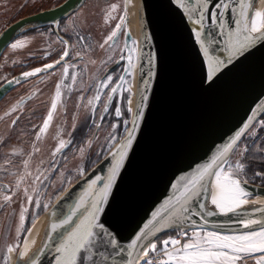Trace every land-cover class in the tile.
I'll list each match as a JSON object with an SVG mask.
<instances>
[{"label": "snow or ice", "instance_id": "snow-or-ice-1", "mask_svg": "<svg viewBox=\"0 0 264 264\" xmlns=\"http://www.w3.org/2000/svg\"><path fill=\"white\" fill-rule=\"evenodd\" d=\"M169 2L182 10V14L191 25L192 39L197 45L205 67L203 82L209 86L215 82L223 68L249 54L257 45L264 44V0H169ZM257 4L260 7H256ZM130 5L131 0H124L118 22L104 38L103 43L99 44L101 49L107 46V50L113 53L119 49V59H113V56L109 55L103 64L112 62L121 65L123 62L120 74L114 77L111 72L107 73L96 82L95 95L91 98L83 96L80 98L81 101L86 99L84 106L94 115L98 113L100 122H104L111 115L116 118L117 122L109 125L111 130L102 145L104 151L96 153L109 165L107 175H96L91 179L89 184L91 191L85 189L84 194L78 197L63 218L50 222L42 247L29 255V245L35 243L34 238H30L33 237L39 216L29 221L30 227L23 228L28 209L32 207L47 210L50 206L40 199L41 187H46L45 181L49 177L37 169L38 174L33 177L32 185L39 182L40 186L33 189L34 195L29 194L28 188L24 189L26 205L21 206L19 214L21 227L18 229L16 240L6 247L5 255L2 257L3 264H10L14 255L17 264H41L39 257L43 255L45 249L52 247L48 243L52 239L49 233H60L52 256L55 264H85L86 261L89 264H96L94 249L103 261H107L109 257L99 252L97 238L100 239L101 245L110 247L115 256L121 257L120 264H248L249 261L264 264V215L260 218L255 215L264 214V199L253 198L254 193L247 188L249 181L244 177L247 176L250 167L249 161L254 157L249 145L242 143L245 139L258 138L255 130L257 124L264 129V116H261L264 105L253 111L247 120L233 131L226 143L216 148L207 160L194 165L172 183V194L151 212L149 218L136 230L126 248L117 243L100 219L109 211L111 190L133 151L148 107L149 80L143 77L148 76L151 79L154 76L151 71L145 72L144 66L153 65L155 55L146 53L144 46L131 38V32L127 28ZM118 7L117 4L110 5V12L106 13V22L108 18L116 19L111 16V12H115ZM229 15L232 17L231 27L226 19ZM53 23L58 26V22ZM141 34L145 41L151 38L144 35L143 30ZM78 39L84 44L87 38L78 34ZM58 42L64 45L59 60L54 64H46L43 68L23 72L21 76L22 79H27L41 72L54 70L57 65L62 66V78L56 84L55 96L47 118L36 134L37 140L41 139L42 134L50 126L62 95V87L71 91L77 81L75 71L77 64H69V60H76L77 57L82 59L81 53H76L75 56L71 54L68 41L61 38ZM10 47L17 50L23 48L24 43L17 39ZM87 47L91 49V45ZM70 68L74 70L71 75ZM137 69L141 75L139 84L144 87L137 86L136 92L133 93ZM65 80H70V83L65 84ZM7 83L19 84L20 79L8 80ZM134 95L139 97L135 106ZM125 102L126 107H122ZM97 105L101 107L98 108ZM16 111L14 107L12 112ZM125 112L128 118H124ZM18 119L19 117L12 120V125H15ZM94 126L100 129L101 123L94 122ZM120 128H123L122 133L118 131ZM92 143L93 141L89 140L86 147L91 148ZM70 144L71 140L60 139L52 156L62 153ZM34 151L38 152L39 148H34ZM78 151L83 154L84 148ZM258 151L264 160V144ZM12 154L22 155L15 150ZM28 155L31 158L33 153ZM233 156L238 158L234 160ZM23 163L27 169L28 160ZM26 174L31 176V172ZM79 175H85L83 169L79 171ZM254 176L264 179V173L261 172L254 173ZM19 184L17 181V188ZM0 190H8V186L0 185ZM11 199L12 195H4L5 204L0 207L7 205ZM250 204L259 207H246ZM50 215L55 216V212ZM215 216H226L230 219L235 217L234 223L241 231H220L221 223L209 219ZM170 232H174L175 235L169 234ZM161 233L167 234V238L161 239ZM105 236L108 237L107 240L104 239Z\"/></svg>", "mask_w": 264, "mask_h": 264}, {"label": "water", "instance_id": "water-1", "mask_svg": "<svg viewBox=\"0 0 264 264\" xmlns=\"http://www.w3.org/2000/svg\"><path fill=\"white\" fill-rule=\"evenodd\" d=\"M84 1L64 0L55 7L10 23L0 32V56L14 40L29 30L50 24L56 27L54 21L59 22L67 17ZM132 2L138 35L135 38L131 34V38L137 39L146 53L155 55L154 64L144 66L145 72L151 71L154 76L151 79L143 77L149 80L148 107L133 151L111 190L109 211L100 217L111 236L125 248L151 212L172 194V183L194 165L207 160L253 111L264 105V44L257 45L249 54L223 68L215 82L209 86L203 82L205 67L197 45L193 42L191 25L182 10L169 0ZM129 9L127 26L130 22ZM226 19L229 26H233L231 15ZM142 30L144 35L151 37L149 40H144ZM14 79L24 80L18 76L11 80ZM140 80L141 75L137 69L135 92L137 86L144 87L139 84ZM15 86L16 83L7 82L0 85V100ZM138 99L134 95L133 106ZM263 115L264 112L261 113ZM108 167L101 159L84 176L67 187L39 218L83 195L85 189L91 191V179L96 175L106 176ZM247 188L254 193L253 198L264 199V186L249 182ZM246 207L259 205L250 204ZM255 215L260 218L264 214ZM209 219L221 223L219 230L222 232L241 231L234 223L235 217L215 216ZM49 235L52 239L48 243L52 247L45 249L39 257L41 264H55L52 256L60 233ZM43 242L45 235L35 252L42 247ZM97 247L109 259L103 261L94 249L96 264H120L121 257L115 256L110 247L101 245L99 238Z\"/></svg>", "mask_w": 264, "mask_h": 264}, {"label": "flooded vegetation", "instance_id": "flooded-vegetation-1", "mask_svg": "<svg viewBox=\"0 0 264 264\" xmlns=\"http://www.w3.org/2000/svg\"><path fill=\"white\" fill-rule=\"evenodd\" d=\"M56 1L53 2L51 7L61 4L64 0ZM115 2L116 0H85L77 10L61 19L58 22V26L54 27V25L50 24L24 33L18 40L27 36L28 42L26 47L14 50V59L11 67L14 75L0 83V85H2L12 78L17 76L21 77L23 72L32 71L36 68H43L44 65L49 63L54 64L59 60L64 48V45L58 41L61 38L68 41V44L71 46V54L75 56L76 53H81L82 59L77 57L76 60H69V64H77V68L75 69L77 72V81L73 85L71 91L62 87V95L57 105H63L66 110H56L53 113L52 119L54 120L50 122L51 124L57 121V127L60 128V131L64 132L66 136L68 134L65 128V121L69 118L71 119V117L76 120H81L86 110V107H84L86 99L81 101L80 98L82 96L91 98L95 95L96 82L107 73L111 72L115 77L121 72L123 62L121 65H116L112 62H109L107 65L103 64V61L107 60L109 55H112L113 59H119V49H117L116 53H113L107 50V46H105V49L99 47V44L103 43L104 38L118 22L119 12L117 11L111 12V16L116 19L108 18V22H106V13L110 12V5L115 4ZM4 28H2V30ZM78 34L87 38L84 44L79 42ZM121 43H123V36H121ZM10 45L1 54L0 59L4 56ZM88 45H91L90 50L87 47ZM92 61H95V63H92ZM113 69H115V71H113ZM73 71L74 70L70 68L69 75H71ZM62 72V66L57 65L54 70L41 72L37 76L29 77L26 81H24L25 79L21 80L19 84H16V86L0 100V117H2V119H0V183L9 185L10 189L11 187L13 189V191L8 194L3 192L0 193V205L5 204L3 200L4 195H12L11 201L0 209V225L2 227L4 223L9 230L14 222L15 210H13L14 206L10 207L12 211L9 214L7 209L14 204V201L16 202L17 199H20L19 196H21V194L18 192L20 186H26L31 195V187L29 185H32V179L36 176L35 174H38L37 169L43 172L45 166L49 167V165H52L53 167L52 163L56 161L54 167H59L61 162H58V158H56L58 154L54 159H52V157L49 158V152H39L40 157L37 159L34 148H37L36 134L43 125L44 119L47 118L51 102L55 96L56 84L61 80ZM68 83H70V80H65V84ZM113 103L115 104L116 102L114 101ZM14 107L17 109L16 112H12ZM97 107L100 108L101 106L97 105ZM122 107H126V102ZM6 113H11V115H6ZM96 115L98 118V113ZM17 117H19L17 123L12 125V120L17 119ZM94 117L95 115L88 109V122L93 123ZM124 118H128L127 112H125ZM112 119H116L114 115L108 116L105 122H109ZM14 150L17 153H22V155H13L12 153ZM65 152L66 151L63 150L62 153H59L60 156ZM29 153H33L31 158H29ZM25 160H28L27 169H25L23 163ZM27 172H31V176H28L26 174ZM44 174L48 175L49 173L46 174V172H44ZM80 177L78 173L74 180L72 179L73 182L70 183V185L76 182ZM50 179L49 177L46 182H51ZM17 181L20 182L19 188L16 187ZM63 191H61V193ZM61 193H59V195ZM44 211L45 210H41L39 215ZM8 215L9 217L7 219ZM32 215H34V213H32ZM30 225L31 224L28 222V227ZM2 240L4 241L5 238L0 234V241ZM4 255L3 248H0L1 264H3L2 257ZM14 258L15 255L11 260L13 261Z\"/></svg>", "mask_w": 264, "mask_h": 264}, {"label": "rangeland", "instance_id": "rangeland-1", "mask_svg": "<svg viewBox=\"0 0 264 264\" xmlns=\"http://www.w3.org/2000/svg\"><path fill=\"white\" fill-rule=\"evenodd\" d=\"M54 1L56 0H0V31L7 24L12 23L22 17H25L27 15L36 13L44 9L51 8ZM115 4L119 6L116 11L119 12V15H120L123 10L124 0H116ZM21 41H23L24 47H26L27 42H28L27 36L25 38H22ZM13 56H14V50H12L11 47H9L6 53L4 54V56L0 59V83L3 80H6L10 78L12 75H14V72L11 68L13 59H14ZM27 79H25L24 81H26ZM62 110H66V108L63 105H57V111H62ZM87 117H88V108L86 107V110L84 111V114L81 117V120H78V119L76 120L71 117V119L69 118L67 121H65V125H66L65 128L68 134L67 136L65 135L64 132L60 131V128L57 127L58 122L55 121V122H52L53 125L51 123L50 127L46 130V132L42 134L40 140L36 139V142H37L36 147L39 148V151L35 152L37 155V159L40 157L39 152L41 153L49 152L48 153L49 158L52 157V159H54V157L52 156V152L57 146L59 140L60 139H64L65 141L71 140V144L67 148L64 149L66 152L62 156H60L59 153L56 156V158H58L57 159L58 162L61 161L59 164V167H54V163L56 162L54 161L52 163L53 167L52 165H49V167L45 166L43 168L44 169L43 173L44 172H46V174L49 173L47 176L51 178L50 179L51 182L47 183L45 181L46 187H41L40 199L42 200L43 203L49 204L51 206V204L57 199L59 193H61L60 189L62 188L64 190L67 187H69L70 183L73 182L72 179L74 180V178L78 175L81 169H83L84 172H86L89 169V167L91 168L93 165H95L97 162H99L102 159L96 153L104 151L102 148V145L105 143L107 133L111 130L109 125L117 121H115L116 119H112L109 122H105V121L100 122L97 118V115H95L93 123L92 122L89 123L88 122L89 120L87 119ZM53 120L54 119H52V121ZM94 122L101 123V128L97 129L94 126ZM255 130L258 136L259 131H260V127L258 124L256 125ZM118 131L122 133L123 128L118 129ZM89 140L93 141L91 148L86 147V144ZM252 142L253 140L245 139L242 143L248 144L250 147ZM80 148H84L83 154H81L78 151V149ZM49 158L47 159L50 160ZM237 158L238 156H233L234 160ZM53 168H57L59 170L53 171L52 170ZM35 175H37V173ZM42 178L43 177H41V179ZM61 181H66V183L62 184ZM0 185H3V184L0 183ZM7 186H8V190H0V193L3 192L5 194H8L9 192L13 191L12 187L10 189V186L9 185ZM29 186L31 187L30 189L31 195H33L34 193L33 189L35 187H39L40 185L39 183H37L36 185H29ZM24 188H26V186L25 187L24 185L20 186V190H18V192L21 194V196H19L20 199H17L16 202L14 201V204L9 206L7 209V212H9L10 214V212L12 211L10 207L14 206L13 210H15V213H14L15 218H14L12 227L9 230L8 227L4 225V223L2 227L0 225V234L4 236L5 238L4 241L3 240L0 241L1 243L0 248H3L4 253H5L7 245L12 244L16 240V237L18 235V229L21 227V222L19 220V214H20L21 206L26 205V200H25L26 198L24 196ZM22 197H23V200H22ZM41 210L43 211V209H35L32 207H29V210L27 213V219L23 223L22 227L27 228L28 222L31 219H33L35 216H39V213ZM32 213H34V215H32ZM8 217L9 215L7 216V219ZM0 219H1V216H0ZM166 237H167V234H164L161 236V239H164ZM12 262H10V264H12ZM0 264H1V261H0ZM248 264H254V262H251Z\"/></svg>", "mask_w": 264, "mask_h": 264}, {"label": "bare ground", "instance_id": "bare-ground-1", "mask_svg": "<svg viewBox=\"0 0 264 264\" xmlns=\"http://www.w3.org/2000/svg\"><path fill=\"white\" fill-rule=\"evenodd\" d=\"M256 7H260V5L257 4ZM129 14H130V22L127 28L128 30H130L133 37L137 38L138 26H137V19L135 16L132 0H131L130 9H129ZM136 77H137V71H136ZM135 86H136V80L133 81V88H132L133 93L135 92ZM133 105H134V96H133ZM77 199L78 197L60 206L57 210L54 211L55 216H51L50 214L45 213L36 221L35 229L33 232V237L30 238V239L34 238L35 243L34 244L30 243L29 255H32L33 253H35V250L38 244L40 243V241L42 240L43 236L45 235L46 229L49 227L50 222L59 221L61 218H63V216L72 208L73 204L76 203ZM14 260L12 264H17V259L14 258Z\"/></svg>", "mask_w": 264, "mask_h": 264}, {"label": "trees", "instance_id": "trees-1", "mask_svg": "<svg viewBox=\"0 0 264 264\" xmlns=\"http://www.w3.org/2000/svg\"><path fill=\"white\" fill-rule=\"evenodd\" d=\"M257 137L258 138L254 139L252 144L250 145V151L254 158L249 161L250 167L247 171V176L244 178L247 179L250 183L264 186V179H261V177L258 176H254V173L256 172L264 173V160H262V154L258 151L261 145L264 144V129L260 128L259 135ZM253 144L255 145V147H252Z\"/></svg>", "mask_w": 264, "mask_h": 264}, {"label": "built area", "instance_id": "built-area-1", "mask_svg": "<svg viewBox=\"0 0 264 264\" xmlns=\"http://www.w3.org/2000/svg\"><path fill=\"white\" fill-rule=\"evenodd\" d=\"M171 235H175V233L173 232V233H171ZM167 238V237H166ZM166 238H164V239H166Z\"/></svg>", "mask_w": 264, "mask_h": 264}, {"label": "crops", "instance_id": "crops-1", "mask_svg": "<svg viewBox=\"0 0 264 264\" xmlns=\"http://www.w3.org/2000/svg\"><path fill=\"white\" fill-rule=\"evenodd\" d=\"M251 262H254V261H249L248 263H251Z\"/></svg>", "mask_w": 264, "mask_h": 264}]
</instances>
